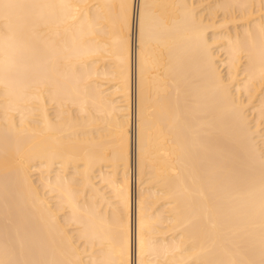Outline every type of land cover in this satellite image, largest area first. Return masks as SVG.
Wrapping results in <instances>:
<instances>
[{"label":"bare ground","instance_id":"obj_1","mask_svg":"<svg viewBox=\"0 0 264 264\" xmlns=\"http://www.w3.org/2000/svg\"><path fill=\"white\" fill-rule=\"evenodd\" d=\"M0 264H264V0H0Z\"/></svg>","mask_w":264,"mask_h":264}]
</instances>
